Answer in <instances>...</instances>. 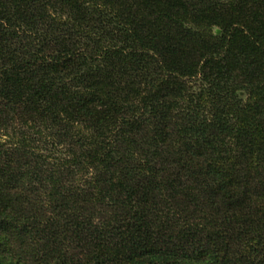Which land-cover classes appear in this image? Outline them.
I'll return each mask as SVG.
<instances>
[{"label":"trees","instance_id":"16d2710c","mask_svg":"<svg viewBox=\"0 0 264 264\" xmlns=\"http://www.w3.org/2000/svg\"><path fill=\"white\" fill-rule=\"evenodd\" d=\"M0 264H264V0H0Z\"/></svg>","mask_w":264,"mask_h":264}]
</instances>
